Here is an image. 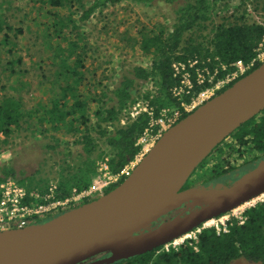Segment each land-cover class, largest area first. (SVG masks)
I'll return each mask as SVG.
<instances>
[{
    "label": "trees",
    "instance_id": "1",
    "mask_svg": "<svg viewBox=\"0 0 264 264\" xmlns=\"http://www.w3.org/2000/svg\"><path fill=\"white\" fill-rule=\"evenodd\" d=\"M33 1L48 9L45 10L47 20L42 27V39L56 66L52 95L45 103L41 102L26 112L18 99L0 96V132L8 137L21 127L23 121H27L26 118L35 114L41 124L49 125L53 131L68 133L73 138V144L79 147L75 152L66 150L68 148L58 150L60 143L57 140L48 145L57 154L71 155L55 162L59 163L60 168L58 175L51 178L54 180L52 186H38L40 183L32 180L27 183L21 179L18 181L28 191H38L41 195L50 192L52 187V200L71 196L73 189H88L97 174L100 160H107L110 172H119L138 153L140 146L137 140L151 120L158 119L164 109L182 111L183 105L199 92L235 71L238 61L249 63L256 56L260 44H264V20L258 22L250 18L246 8L251 4L257 11L261 8L264 10V0H239L237 7L229 15H223L219 23L211 20L215 11L220 10L218 0ZM123 2L144 5L177 3L176 18L170 27L159 24L156 29H140L134 41L142 53L151 56L148 66H133L122 74L113 88L100 89V79L96 80L95 85L86 80L83 71L86 48L82 45V37L75 31L78 22L89 19L95 10L101 11ZM228 5L229 2L223 7ZM67 7H71V11L62 13L61 10ZM75 7L81 10L78 17H75L76 11L72 10ZM258 14L263 15L261 12ZM207 29L208 32L202 33ZM176 64H179L178 71L174 68ZM260 64L257 63L245 74L217 90L215 95ZM185 72L189 74V86L182 83ZM138 81L150 82L153 87L144 92L136 91ZM180 87L182 90H179ZM138 99L148 110L131 118L127 112ZM187 114L183 112L180 119ZM121 118L125 121L122 122ZM156 129L157 125H154L153 131ZM228 137L237 144L239 155L247 150L261 157L264 154V109L242 123ZM219 145L214 149H219ZM233 169L232 166L223 171L214 168L209 179H217ZM0 171V181L15 174L13 169L7 170L1 166ZM123 180L109 186L104 193ZM39 200L42 201L41 198ZM89 200L72 203L68 209ZM238 258L264 264L263 202L247 208L242 222L230 217L226 232L218 234L213 226H207L196 233V238L185 239L178 246H156L106 264H230Z\"/></svg>",
    "mask_w": 264,
    "mask_h": 264
},
{
    "label": "water",
    "instance_id": "2",
    "mask_svg": "<svg viewBox=\"0 0 264 264\" xmlns=\"http://www.w3.org/2000/svg\"><path fill=\"white\" fill-rule=\"evenodd\" d=\"M264 109V62L170 126L110 191L44 221L0 231V264H80L164 245L264 192V158L227 187L180 190L212 150ZM207 204L149 226L191 199ZM94 263V264H97Z\"/></svg>",
    "mask_w": 264,
    "mask_h": 264
},
{
    "label": "rangeland",
    "instance_id": "3",
    "mask_svg": "<svg viewBox=\"0 0 264 264\" xmlns=\"http://www.w3.org/2000/svg\"><path fill=\"white\" fill-rule=\"evenodd\" d=\"M227 2H229L228 7H223ZM238 3L239 0H224V2L218 0V4L221 5L220 10L215 11L211 20L219 23L222 21V16L229 15ZM177 7V3L155 2L151 5H144L123 2L106 7L101 11L95 10L89 19L79 21L75 33L82 37V45L86 48L83 71L87 82L95 85L96 80L100 79L103 84L101 83L99 88L107 90V87L113 88L122 74L131 70L133 66L147 67L151 56L142 53L135 43L138 31L144 28L154 29L159 24L170 27L176 18ZM67 8H63L61 12L71 11V7ZM246 8L250 12V18L258 22L264 20L262 8L257 11L251 4ZM222 9L224 10L222 11ZM45 10L48 9H43L40 3L33 0H0V19L2 20L0 96L18 99L25 112L35 108L41 102L45 103L52 95L51 86L56 66L53 64V58L50 57L42 39V27L47 20ZM72 10L76 11L75 17L81 14L80 8L75 7ZM258 12L263 15H259ZM7 26L10 28L7 29ZM208 31V29L203 30L202 33ZM135 87L136 91L144 92L152 89L153 85L150 82L138 81ZM137 102L142 103L139 99L135 104ZM26 119L27 121H23L20 128L5 137V148L0 158V166L7 170L13 169L15 174L13 177H9L17 181L21 179L27 183L32 180L38 181L40 183L38 186L47 184L52 186L54 180L51 178L58 175V168H60L59 163L55 162H60L62 157L69 158L71 155L57 154V151L51 150L48 145L57 140L60 143L58 150L68 148L66 150L75 152L79 147L73 144V138L68 133L53 131L49 125L41 124L35 114ZM121 120L125 121L124 118ZM236 148L235 141L227 137L219 149L216 148L209 154L203 167L199 168L202 163L198 164L194 172L198 175L201 174V177L208 176L209 178L210 172L214 168L219 170L228 169L231 166L234 169L239 168L241 162L249 158L251 153L243 150L239 155ZM225 161L226 163H224ZM0 176H2L1 171ZM254 200L257 202V197H254ZM245 206L246 203L242 202L223 214L232 216ZM168 214L158 218L149 226L157 225L168 217ZM207 222H209L208 226H212L217 220L212 217ZM185 236L187 235H181L176 240L165 243L164 248L174 244L177 246L182 242V239H185ZM230 264L261 263L238 258Z\"/></svg>",
    "mask_w": 264,
    "mask_h": 264
},
{
    "label": "built area",
    "instance_id": "4",
    "mask_svg": "<svg viewBox=\"0 0 264 264\" xmlns=\"http://www.w3.org/2000/svg\"><path fill=\"white\" fill-rule=\"evenodd\" d=\"M262 62H264L263 43L260 44L256 56L249 63L244 64L242 61H238L237 69L235 71L224 79L218 80L213 86L199 92L189 103L183 105L182 111L178 109H164L162 115L158 119L151 120L149 127L138 138L137 144L140 146V149L134 159L125 164L117 173L110 172L106 159L100 160L98 162L97 174L88 189H83L81 191L73 189L71 196L64 199L52 200V187L50 188V192L41 195L38 191H28L24 186L19 184L17 180L11 177L0 181V231L11 228H22L31 224L44 222L43 220L50 219L63 211L68 210L69 205L72 203H81L84 199L88 198L92 200L104 194V191L109 186L119 182L121 179H125L132 172L137 163L151 149L161 134L179 121L183 112L190 113L198 106L215 96L217 90L223 88L238 76L245 74V72L250 70L257 63ZM178 65L179 64L174 65V68L177 71L179 70ZM182 83L184 85H190L189 74L187 72L183 73ZM179 90H182V88ZM147 110L148 109L145 105L137 102L127 113L131 118H134L141 111ZM121 121L124 122V120ZM154 125H157L156 131H153ZM4 139L5 136L0 132V158L3 155V150L5 148L3 144ZM255 197L258 199L257 202H254V197L245 201L244 203H246V206L232 216L228 214L216 216L215 220H217V222H214L212 226L216 229L217 233L219 234L227 231V221L230 217H235L242 222L244 219V212L247 208L252 207L259 202L264 203V192ZM40 198L42 201L39 200ZM208 224L209 222L206 220L189 231L192 233L191 235L188 234L189 232H187V234L185 233V235H187L185 236V239L196 238V233H198L201 228L207 227ZM174 240H176V238L170 242ZM184 240L182 239V242ZM173 246H175V244ZM168 247L169 246L165 248Z\"/></svg>",
    "mask_w": 264,
    "mask_h": 264
},
{
    "label": "flooded vegetation",
    "instance_id": "5",
    "mask_svg": "<svg viewBox=\"0 0 264 264\" xmlns=\"http://www.w3.org/2000/svg\"><path fill=\"white\" fill-rule=\"evenodd\" d=\"M224 142H225V139L223 142L220 143V145L223 144ZM250 155L251 156L249 158H247L241 162V164L239 165V168L237 167L233 171L229 170L222 177H220L219 179H216V180H209L208 176L201 177V174L198 175V174H196V172L193 171L190 174V176L187 178L185 183L182 185L180 190H185V189H188L191 187H196V186L227 187V186L231 185L234 181H236V179H238L243 173H245L246 171L255 167L258 164V162L264 158V154L261 157H256L253 154H250ZM207 157L204 159V161L202 162V166H200L199 168L203 167V165L206 163ZM224 163H226V161ZM224 169H226V168L220 169V171H223ZM207 203H208V201L204 200L203 198L191 199L188 203H184L178 209L171 211L168 214V217L164 218L160 223L165 222L169 219H172L176 216L186 215V214L190 213L191 211L198 209ZM157 225H153V226H157ZM112 255H113V251L103 252V253H100L96 256H93V257L87 259L86 261L81 262L80 264H94L97 262H101L102 260H104V258H107V257L110 258ZM103 264H106V262Z\"/></svg>",
    "mask_w": 264,
    "mask_h": 264
}]
</instances>
